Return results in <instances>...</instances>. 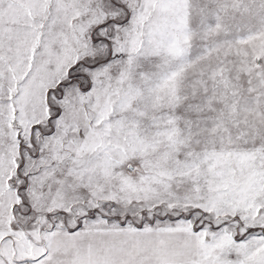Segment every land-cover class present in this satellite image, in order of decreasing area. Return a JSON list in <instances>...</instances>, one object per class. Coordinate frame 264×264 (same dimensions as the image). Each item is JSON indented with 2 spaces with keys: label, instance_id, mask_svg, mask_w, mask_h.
<instances>
[{
  "label": "snow or ice",
  "instance_id": "1",
  "mask_svg": "<svg viewBox=\"0 0 264 264\" xmlns=\"http://www.w3.org/2000/svg\"><path fill=\"white\" fill-rule=\"evenodd\" d=\"M0 264H264V0H0Z\"/></svg>",
  "mask_w": 264,
  "mask_h": 264
}]
</instances>
